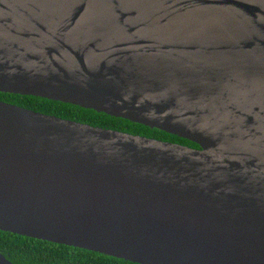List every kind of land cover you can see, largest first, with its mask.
<instances>
[{
    "label": "water",
    "instance_id": "95a60500",
    "mask_svg": "<svg viewBox=\"0 0 264 264\" xmlns=\"http://www.w3.org/2000/svg\"><path fill=\"white\" fill-rule=\"evenodd\" d=\"M0 92L199 145L0 99V230L140 264H264V0H0Z\"/></svg>",
    "mask_w": 264,
    "mask_h": 264
},
{
    "label": "trees",
    "instance_id": "16d2710c",
    "mask_svg": "<svg viewBox=\"0 0 264 264\" xmlns=\"http://www.w3.org/2000/svg\"><path fill=\"white\" fill-rule=\"evenodd\" d=\"M0 99L62 118L199 148L197 143L175 134L70 103L6 92H0ZM0 252L15 264H140L100 252L4 230H0Z\"/></svg>",
    "mask_w": 264,
    "mask_h": 264
}]
</instances>
